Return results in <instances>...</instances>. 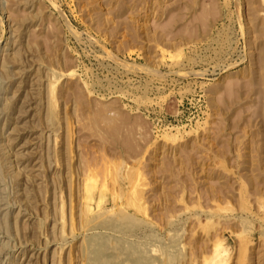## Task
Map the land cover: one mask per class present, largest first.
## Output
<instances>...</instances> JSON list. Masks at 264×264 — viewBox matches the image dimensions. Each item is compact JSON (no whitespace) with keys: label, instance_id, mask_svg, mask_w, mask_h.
<instances>
[{"label":"rangeland","instance_id":"rangeland-1","mask_svg":"<svg viewBox=\"0 0 264 264\" xmlns=\"http://www.w3.org/2000/svg\"><path fill=\"white\" fill-rule=\"evenodd\" d=\"M0 39V264H264V0H0Z\"/></svg>","mask_w":264,"mask_h":264},{"label":"bare ground","instance_id":"bare-ground-1","mask_svg":"<svg viewBox=\"0 0 264 264\" xmlns=\"http://www.w3.org/2000/svg\"><path fill=\"white\" fill-rule=\"evenodd\" d=\"M3 39H4V38H3ZM0 40H1V39H0ZM128 205H129V204H128ZM87 209H89L88 212H91L89 206L87 207ZM120 212H121V211H120ZM107 213H108V212H107ZM105 214H106V211H105V210L103 211V209H98V212L95 213L94 216H96V218H99V217L104 216ZM108 214H109V213H108ZM108 214H106V215H108ZM110 214H112V213H110ZM109 217H111V216H109ZM123 217H124V218H122L121 220L126 219V223H127V224H129V223H130V224H131V223L134 224L135 221H134V219H133L132 217H130V216H123ZM105 218H108V216L105 217ZM99 219H100V218H99ZM85 220H86V219H85ZM91 220H92V219H91ZM91 220H90V223L92 222ZM100 220H102V218H101ZM100 220H99V221H100ZM102 221H103V222H102ZM102 221H101L102 224L106 225V227H108V226H109V227H114L116 230H117V229H121V230H123V229H124L123 226H126V225H123V226L120 225L122 222H124L123 224H126L124 220H123L122 222L118 220L119 222H121L120 224H116V223L110 222L111 219H110V221H109L108 219H106V221H105V220H102ZM115 221H116V220H115ZM87 222H88V221H87ZM100 224H101V223H100ZM104 225H103V226L99 225V226L104 227ZM88 226H90L89 223H88ZM91 226H93V225H91ZM95 227H96V226H95ZM95 227H94V229H95ZM92 228H93V227H92ZM100 229H101V228H100ZM102 229H103V228H102ZM87 231H88V230H87ZM96 231H97V230H96ZM107 231H108V230H107ZM109 231H110V230H109ZM117 231H118V230H117ZM91 235H92V234H91ZM103 237H104V236H103ZM91 238H92V237H91ZM99 238H100V237H99ZM87 239H88V238H87ZM94 240H95V239H94ZM103 240L105 241V239H103ZM103 240H102V241H103ZM102 241H101V242H102ZM98 242H99V241H98ZM106 242H107V241H106ZM89 244H90V246L92 247V249H93L92 252H93V254H94V253H96V252L98 253V252H99V248H102L103 245H105L106 243H103V242H102V244H99V243H96L95 241L92 240V241L89 242ZM109 244H110V243H109ZM130 245H131V246H129V248H130L129 250H130V252H133V250H135V249H133V247H132L133 244L130 243ZM106 246H108V243H107ZM109 246H110V245H109ZM127 246H128V244H127ZM135 247H136V245H135ZM105 248H106V247H105ZM136 248H137V247H136ZM103 249H104V248H103ZM107 249H108V247H107ZM121 249H122V248H121ZM121 249H120V251H121ZM100 250H101V249H100ZM117 250H119V249H117ZM122 250H124V249H122ZM125 250H127V249H125ZM138 250H139V249H137V252H138ZM100 252H101V251H100ZM102 252H103V251H102ZM122 252H123V251H122ZM97 253H96V254H97ZM113 253H114V254H113ZM113 253H112V255H115V256H116L115 252H113ZM116 253H117V252H116ZM120 253H121V252H120ZM98 254H100V253H98ZM98 254H97V256H98ZM94 255H95V254H94ZM100 255H101V254H100ZM123 255L125 256L126 254L124 253ZM88 256H90V253H88ZM88 256H87V257H88ZM115 256H112V257H115ZM117 256H118V253H117ZM117 256H116V258H117ZM90 257H91V256H90ZM127 257H128V259H129V256H127ZM130 257H131V256H130ZM216 257H217L219 260L222 259L221 257H223V253H220V252L217 253V254H216ZM108 259H110V258H108ZM108 259L105 258V255H104V259H99V260H98V259H95V260H96V261L98 260V263H99V264H109V260H108ZM114 260H115V259H114ZM114 260H113V261H114ZM125 260L127 261V259H125ZM147 260H148V259H147ZM111 261H112V260L110 259V262H111ZM116 261H117V260H116ZM126 261H125V263H126ZM220 261H221V260H220ZM137 262H139V261H137ZM137 262H136V263H137ZM142 262H143V261H142ZM142 262H141V263H137V264H142ZM123 263H124V262H123ZM127 263H130V262L128 261ZM146 263H147V262H146ZM115 264H117V263L115 262ZM144 264H145V263H144ZM218 264H221V263H218ZM222 264H225V263H222Z\"/></svg>","mask_w":264,"mask_h":264}]
</instances>
